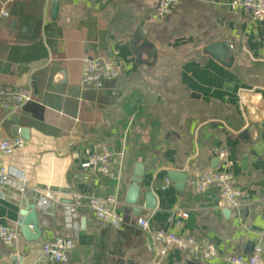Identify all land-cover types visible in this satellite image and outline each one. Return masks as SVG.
I'll return each instance as SVG.
<instances>
[{"label":"crops","instance_id":"1","mask_svg":"<svg viewBox=\"0 0 264 264\" xmlns=\"http://www.w3.org/2000/svg\"><path fill=\"white\" fill-rule=\"evenodd\" d=\"M51 1L13 0L8 16L0 14V87L30 86L34 95L12 116L0 107V139L13 137V126L27 130L24 145L3 158L9 180L0 225L19 233L10 245L0 241V260L54 264L42 244L55 235L73 239L66 264H228L223 256L250 254L256 244L264 250V20L231 0H177L164 17L155 13L159 0H58L55 18ZM141 20L146 45L137 63L129 41ZM84 57L117 59L121 74L87 87ZM103 149L113 154L111 174L81 167ZM206 169L232 173L239 208L190 183ZM135 172L139 213L125 204ZM169 172L185 174L184 186ZM45 189L57 199L41 206ZM109 197L124 217L119 228L87 207L90 198ZM32 204L41 235L28 241L20 212ZM139 217L148 231L136 225ZM157 230L209 240L219 255L199 260L170 249L160 256Z\"/></svg>","mask_w":264,"mask_h":264},{"label":"built area","instance_id":"2","mask_svg":"<svg viewBox=\"0 0 264 264\" xmlns=\"http://www.w3.org/2000/svg\"><path fill=\"white\" fill-rule=\"evenodd\" d=\"M13 0H2L0 14L7 17V6ZM177 0H159L155 9L158 17L168 14L171 7ZM230 6L233 9H242L249 12L254 21L264 20V0H231ZM121 74V64L114 58H93L84 57L82 60V82L90 88H101L105 82L117 79ZM34 100L32 88L30 86L11 88L0 87V107L5 111L6 117L12 116L19 109L23 108ZM24 140L19 136L0 139V196L2 189L9 180L6 168L3 163L4 156L24 145ZM112 153L103 149L91 153L87 159L81 163V167L91 169L100 174H111L110 161ZM219 158H225V151H219ZM169 183V180L166 179ZM190 183L198 192H205L216 189L220 195L223 206L229 208H239L241 206L242 193L235 186L232 173L228 169L211 170L206 169L199 172ZM25 180L20 176V184L17 186L20 192L24 191ZM57 196L50 189L40 192L38 203L46 206L55 201ZM94 218L103 225L119 228L124 224V217L118 210V202L115 198H90L87 205ZM67 218L73 216L74 209L66 208ZM180 217L186 218L185 212L178 213ZM138 228L144 231L149 230L147 218L136 219ZM17 227L0 225V241L10 245L18 236ZM152 244L158 248L160 256H163L170 249H176L185 253L188 257L199 260H211L218 257L217 247L214 243L205 239H198L194 236L182 235L173 231L157 230L152 232ZM74 242L71 237L55 235L47 238L42 244V255L46 260L54 264H66L70 258ZM223 261L228 264H264V250L259 244L253 247L250 254H233L223 256ZM0 264H8L0 260Z\"/></svg>","mask_w":264,"mask_h":264},{"label":"water","instance_id":"3","mask_svg":"<svg viewBox=\"0 0 264 264\" xmlns=\"http://www.w3.org/2000/svg\"><path fill=\"white\" fill-rule=\"evenodd\" d=\"M51 2H52L51 16L52 18H55L56 13H57V8H58V4H57L58 0H52ZM142 24H143V21L141 20L138 23L137 27L135 28L133 34L131 35L130 41H129L130 50L135 56V60L137 63H141L139 48L141 46L146 45V38H145V34L142 29ZM222 46H225V44H222ZM225 55L226 54L222 52L219 56L220 59L223 58ZM26 133H27L26 129H22L18 126L12 127V134L14 136H19V137L26 139V136H25ZM167 176L172 182H175V185H177V187L179 188L184 186L185 181L187 180V176L179 172H169ZM139 182H140L139 174L135 172L132 178V183L129 186L127 193H126V197H125V204L129 207H133L132 210L136 213L140 212V208H138V205H137L139 195H140L139 185H138ZM146 198L149 200L151 198V195L147 194ZM145 207L151 208V206H147V205H145ZM38 213H39V209L34 204L30 205V212H28V210H22L20 212V215L22 216V218L20 220L19 229L21 231V234L28 241L37 240L41 235V226H40L39 219H38Z\"/></svg>","mask_w":264,"mask_h":264}]
</instances>
